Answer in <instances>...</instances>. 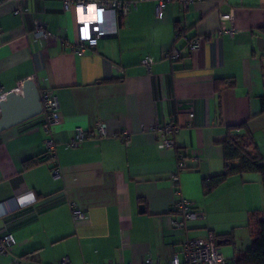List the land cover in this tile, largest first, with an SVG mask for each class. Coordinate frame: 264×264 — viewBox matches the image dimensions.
<instances>
[{
	"label": "crops",
	"instance_id": "1",
	"mask_svg": "<svg viewBox=\"0 0 264 264\" xmlns=\"http://www.w3.org/2000/svg\"><path fill=\"white\" fill-rule=\"evenodd\" d=\"M156 4L120 14L117 34L80 53L65 0H0V94L32 80L60 104L48 133L41 115L0 132V228L14 236L0 264H166L211 233L227 258L250 246L249 215L264 209L262 176L231 175L210 191L205 180L224 171L231 125L247 123L264 156V0H172L160 17ZM37 22L47 38L35 37ZM223 24L235 32H221ZM198 35L203 46L187 53ZM175 50L181 58H168ZM169 123L175 146L162 149L160 128ZM78 128L87 137L72 146ZM47 139L57 175L42 159ZM178 149L189 169L178 170ZM180 197L204 216L184 219ZM74 205L86 219H74Z\"/></svg>",
	"mask_w": 264,
	"mask_h": 264
},
{
	"label": "built area",
	"instance_id": "2",
	"mask_svg": "<svg viewBox=\"0 0 264 264\" xmlns=\"http://www.w3.org/2000/svg\"><path fill=\"white\" fill-rule=\"evenodd\" d=\"M21 2V0H10ZM147 0H65V9L72 10L76 17V22L81 30V37L76 51L84 53L87 48H95L98 41L109 35L117 34L119 31V16L120 14H127L131 8H137L139 2ZM156 15L160 17L165 9L167 3L172 0H156ZM181 3L187 5L195 0H179ZM21 12L17 9L16 13ZM223 20L231 19L230 14H223ZM221 32H228L233 34L234 28H227L225 24L221 26ZM36 38H47L49 32L46 26L37 22L34 30ZM206 41L205 35H198L188 41L187 53L199 50ZM183 51L175 50L167 54L168 58L178 60L181 58ZM144 63L150 68L152 63L151 57H146ZM24 81L18 85L14 90L17 93L22 92ZM7 92L0 94V100ZM41 101L43 105L42 122L47 133L53 124L60 120V104L58 98L52 89H43L40 91ZM177 127L174 123L166 124L160 128L162 139L159 143L160 148L174 147V134ZM99 132L102 136L107 135L106 126L101 124ZM87 137V132L78 128L75 132L74 138L71 140L72 146H79L81 142ZM123 140L126 136L122 135ZM47 152L45 153L46 160L53 165V173L59 174L60 169L56 162L55 146L52 140L47 139ZM180 163L178 170H185L188 166L186 158L181 154H177ZM179 161V160H178ZM174 182L179 184L178 173L173 176ZM177 195H181L179 189L176 190ZM177 207L182 212L184 219L200 218L204 216V212L196 209L194 203L188 199L180 197L176 202ZM73 217L75 220L86 219L85 212L77 205L73 206ZM177 225H182V222H176ZM14 243V236L9 230L0 228V254H5L10 251ZM184 259L181 260L178 255H174L166 264H234L231 258H227L221 251L214 234H210L207 238L193 239L187 241L183 246ZM12 264H21V259H16ZM61 264H69V260L65 259ZM144 264H161L154 261L152 258H147Z\"/></svg>",
	"mask_w": 264,
	"mask_h": 264
},
{
	"label": "trees",
	"instance_id": "3",
	"mask_svg": "<svg viewBox=\"0 0 264 264\" xmlns=\"http://www.w3.org/2000/svg\"><path fill=\"white\" fill-rule=\"evenodd\" d=\"M264 108V104H263ZM224 150V171L220 175L205 180V190L210 191L220 182L231 175L256 172L262 176L264 186V156L262 155L253 132L247 123L231 125L222 140ZM178 154L188 158L187 154L178 149ZM42 159L46 160L44 155ZM180 163V159H178ZM31 163H27L30 165ZM186 169H189V165ZM178 212L182 213L179 208ZM249 228L252 233V242L244 250H238L231 258L234 264H264V209L254 210L249 215ZM216 240L218 236L214 234Z\"/></svg>",
	"mask_w": 264,
	"mask_h": 264
},
{
	"label": "water",
	"instance_id": "4",
	"mask_svg": "<svg viewBox=\"0 0 264 264\" xmlns=\"http://www.w3.org/2000/svg\"><path fill=\"white\" fill-rule=\"evenodd\" d=\"M260 52L264 53V38L257 40ZM43 113L40 88L32 80L22 87V92H7L0 100V132L40 116ZM224 240H217L220 245Z\"/></svg>",
	"mask_w": 264,
	"mask_h": 264
},
{
	"label": "clouds",
	"instance_id": "5",
	"mask_svg": "<svg viewBox=\"0 0 264 264\" xmlns=\"http://www.w3.org/2000/svg\"><path fill=\"white\" fill-rule=\"evenodd\" d=\"M28 197H25V199H27Z\"/></svg>",
	"mask_w": 264,
	"mask_h": 264
},
{
	"label": "rangeland",
	"instance_id": "6",
	"mask_svg": "<svg viewBox=\"0 0 264 264\" xmlns=\"http://www.w3.org/2000/svg\"><path fill=\"white\" fill-rule=\"evenodd\" d=\"M223 248V247H222Z\"/></svg>",
	"mask_w": 264,
	"mask_h": 264
}]
</instances>
